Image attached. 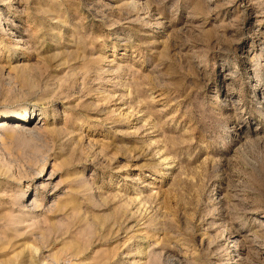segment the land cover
<instances>
[{
    "label": "rangeland",
    "instance_id": "374dc122",
    "mask_svg": "<svg viewBox=\"0 0 264 264\" xmlns=\"http://www.w3.org/2000/svg\"><path fill=\"white\" fill-rule=\"evenodd\" d=\"M42 263L264 264V0H0V264Z\"/></svg>",
    "mask_w": 264,
    "mask_h": 264
},
{
    "label": "bare ground",
    "instance_id": "6f19581e",
    "mask_svg": "<svg viewBox=\"0 0 264 264\" xmlns=\"http://www.w3.org/2000/svg\"><path fill=\"white\" fill-rule=\"evenodd\" d=\"M26 116V115H25ZM4 118H8V117H4ZM28 117H23L22 120H17L14 121V123L11 125V129L16 130L17 126H20L21 123H25V121L27 120ZM36 125V124H35ZM22 126V124H21ZM24 127V126H23ZM32 259V258H31ZM41 263V262H40ZM44 264V263H42Z\"/></svg>",
    "mask_w": 264,
    "mask_h": 264
}]
</instances>
